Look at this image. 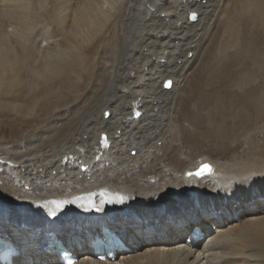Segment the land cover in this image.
<instances>
[{
    "label": "bare ground",
    "instance_id": "1",
    "mask_svg": "<svg viewBox=\"0 0 264 264\" xmlns=\"http://www.w3.org/2000/svg\"><path fill=\"white\" fill-rule=\"evenodd\" d=\"M224 3L0 0V117L12 128L0 137V240L16 252L10 264H63L55 240L73 264H264V144L224 161L200 150L230 139L218 99L191 122L173 117L186 83L200 91L197 67ZM255 24L264 29V0H232L226 42L251 58L241 69L230 49L207 60L208 75L227 63L216 81L239 107L262 95L242 92L260 54ZM206 160L212 175L185 177ZM105 229L124 246H106Z\"/></svg>",
    "mask_w": 264,
    "mask_h": 264
},
{
    "label": "rangeland",
    "instance_id": "2",
    "mask_svg": "<svg viewBox=\"0 0 264 264\" xmlns=\"http://www.w3.org/2000/svg\"><path fill=\"white\" fill-rule=\"evenodd\" d=\"M231 4H232V0H225L224 6L222 7V11L219 13V18L221 19V23L216 33H214V35L212 36L211 35L209 36L208 42L206 43L204 49L202 50L203 51L202 53L206 55H203L202 61L199 60L200 65L197 67L198 70H200L199 72L200 74L198 75L200 78L199 80L200 91L199 92L192 91L191 83L190 82L186 83L184 86V90L181 91L183 92L182 94L184 95L179 96L178 98L179 107L175 112H173V117L175 116L174 117L175 119L177 118L179 119L185 115L186 118L188 117L186 120L191 122L197 117L204 116L205 112L207 111V108L210 106L209 104H213L215 99H218L220 101V103H218V106H216L218 110L216 113H218L219 115L221 114L224 115L223 120L225 122L226 130L229 131L228 133H229L230 139L226 138L225 140H223L222 138H215V139H212L210 142L208 141L206 143L203 142L204 148L202 147L200 149L205 153L208 152V154L212 158L220 160V161H224L227 159L229 160L230 158L234 156L237 158L239 157L241 158L242 154L250 151V148L252 147L251 142H252V145L254 146V150L260 149L261 145L259 144H264V29L259 27L258 24H255L252 27L253 29L252 35H254V37L252 36L251 39L256 41L252 43L254 44L252 48H255L253 49L255 50V52L258 50L257 52H259L260 54L255 59L254 64L251 67L252 75L248 83L243 86L245 89H243L242 91V92H245V91L246 92L247 91L259 92L258 91L259 89L262 90L263 96L261 95L260 100H258L254 104L256 105L255 107H251V106L239 107V105H237L238 101L235 102L236 100L239 99L238 97L239 95L232 96L231 92L228 91L226 87H223L222 86L223 84L221 85V81L217 83L216 80L219 78V76L221 77L220 73L223 72V69L224 67H226L227 63H223L221 65H218V67H216L215 70L220 71L219 75H212V74L208 75V73H210V68L208 67L209 64L207 63V60H208V55H210V53L211 54L213 53L212 56L220 57L221 55H224L225 53H229L228 51L230 49V52L232 53L230 54L231 55L230 58L231 60L235 59L240 63V69L241 67L247 66L251 58V54L249 52L248 53L243 52L239 55L238 53H236L237 47L234 45H230L231 43L229 44L226 42L227 36L224 32L223 19L227 14V8H229ZM211 40L212 41L214 40L213 43ZM220 43L222 44L221 46L219 45ZM224 44L225 46H223ZM228 44L230 47L228 46ZM236 66L237 65L235 63V67ZM209 83H213L216 87L213 88L212 90L211 87H208ZM80 88L82 89V87ZM209 92H210V96H209ZM199 97L201 98L199 99ZM195 101H197L196 103L201 104V110L199 108L196 111V109L193 107V105L196 104L194 103ZM137 113L141 114L140 112H137ZM138 117L139 116H137L136 118ZM244 117L250 118L249 123H251L246 128H244L245 126L243 123L238 122V121H233V119H238L242 121ZM3 122H5L4 119L0 117V123H2V125L0 124V137L2 135L3 137L9 136L12 131V128H10L9 125L6 126V123H3ZM201 128L205 129L206 127L204 126ZM201 128L200 129L197 128L196 130H199L201 132L202 130ZM215 144L220 148V151H222L223 149L224 152L223 153L214 152L212 148L216 146ZM84 206H87L91 210L93 209L92 211L96 209L95 207H92L93 206L92 203L91 205L84 204ZM56 210L60 211L61 208L56 209Z\"/></svg>",
    "mask_w": 264,
    "mask_h": 264
},
{
    "label": "water",
    "instance_id": "3",
    "mask_svg": "<svg viewBox=\"0 0 264 264\" xmlns=\"http://www.w3.org/2000/svg\"><path fill=\"white\" fill-rule=\"evenodd\" d=\"M192 14L193 13H190L189 14V19L191 20V21H194L191 17H192ZM195 14V13H194ZM196 15V14H195ZM166 82H170V85H171V80H166L165 82H164V87H165V83ZM170 87V86H169ZM166 88H168V87H166ZM108 113H106V115H107ZM205 165H207V166H209V168H210V171H204L203 172V174L202 175H195V173H197L198 171H200L202 168H203V166H205ZM215 165L212 163V162H210V161H208V160H206V161H203V162H201L199 165H198V167L196 168V169H194L193 171H186L185 172V177L186 178H191V177H195V178H201V177H203V176H206V175H212L214 172H215ZM189 173H192V175H189Z\"/></svg>",
    "mask_w": 264,
    "mask_h": 264
},
{
    "label": "snow or ice",
    "instance_id": "4",
    "mask_svg": "<svg viewBox=\"0 0 264 264\" xmlns=\"http://www.w3.org/2000/svg\"><path fill=\"white\" fill-rule=\"evenodd\" d=\"M191 18L193 20L196 19V15L193 13ZM169 86H170V82H166L165 87H169ZM204 171H210L209 166H207V165L203 166V168L200 171H198L197 173H195V175H202ZM189 175H192V173H189Z\"/></svg>",
    "mask_w": 264,
    "mask_h": 264
}]
</instances>
